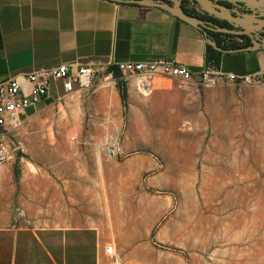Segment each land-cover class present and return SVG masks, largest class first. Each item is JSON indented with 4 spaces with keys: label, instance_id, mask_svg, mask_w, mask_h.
<instances>
[{
    "label": "rangeland",
    "instance_id": "obj_1",
    "mask_svg": "<svg viewBox=\"0 0 264 264\" xmlns=\"http://www.w3.org/2000/svg\"><path fill=\"white\" fill-rule=\"evenodd\" d=\"M117 83L99 74L88 91L103 93L71 111L29 110L0 186L83 178L84 203L137 264H264V85L166 79L122 100Z\"/></svg>",
    "mask_w": 264,
    "mask_h": 264
},
{
    "label": "crops",
    "instance_id": "obj_2",
    "mask_svg": "<svg viewBox=\"0 0 264 264\" xmlns=\"http://www.w3.org/2000/svg\"><path fill=\"white\" fill-rule=\"evenodd\" d=\"M185 11L204 20L216 18ZM206 43L203 32L159 6L127 0H0V82L64 62L98 66L157 57L197 73L206 65ZM218 69L264 75V49L222 53ZM99 74L106 75L104 70ZM103 85L62 96L60 85L51 83V95L40 108L71 111L66 100L100 95ZM167 86L168 81L162 89ZM74 182L79 186H38L37 191L0 186V264H104L107 245L126 248L127 240L112 235L99 213L84 203L91 194L83 196V178ZM130 246L119 259L140 261L135 243Z\"/></svg>",
    "mask_w": 264,
    "mask_h": 264
},
{
    "label": "built area",
    "instance_id": "obj_3",
    "mask_svg": "<svg viewBox=\"0 0 264 264\" xmlns=\"http://www.w3.org/2000/svg\"><path fill=\"white\" fill-rule=\"evenodd\" d=\"M182 8L194 14L203 13L200 5L193 0H184ZM257 39V38H255ZM251 38V42H252ZM223 45L242 44L244 39L239 35L221 36ZM105 71L107 77L120 82L127 89L141 96H149L163 81L178 80L181 83L194 84L198 87L227 82L234 85H264L263 74L235 75L222 73L213 65L194 73L175 60L152 58L141 61H117L108 64L82 65L78 62H64L49 68H37L28 72H17L0 82V175L7 168L14 156L22 151V142L17 137L29 110H36L38 105L45 104L50 97L51 83L60 85L62 96L89 90L98 72ZM118 73L115 78L114 72ZM73 139V137H72ZM21 213L20 210H17ZM109 260L104 264H136L119 259L114 245L104 248Z\"/></svg>",
    "mask_w": 264,
    "mask_h": 264
},
{
    "label": "water",
    "instance_id": "obj_4",
    "mask_svg": "<svg viewBox=\"0 0 264 264\" xmlns=\"http://www.w3.org/2000/svg\"><path fill=\"white\" fill-rule=\"evenodd\" d=\"M127 1L165 8L173 16L197 28L204 34L208 30H213L232 35H247L253 39L249 46L231 50H223L215 42L210 39L207 40L209 44L222 53L264 49V38H254L257 32L264 31V0H193L200 5L203 12L226 21L231 28L221 27L209 20L188 14L182 8V0H171L172 5L165 3L163 0Z\"/></svg>",
    "mask_w": 264,
    "mask_h": 264
},
{
    "label": "trees",
    "instance_id": "obj_5",
    "mask_svg": "<svg viewBox=\"0 0 264 264\" xmlns=\"http://www.w3.org/2000/svg\"><path fill=\"white\" fill-rule=\"evenodd\" d=\"M163 1L168 4L169 0H163ZM208 20L217 24L218 26L231 28V26L226 21H222V20L216 19L214 17H209ZM204 35H205L206 41L208 39H210L211 41L215 42V44L219 48H221L223 50L238 49V48H242V47H246V46L250 45L249 39L247 38L246 35H239L240 37H242L244 39V43H242V44L231 43L228 46H225L222 44L221 36H232V34L208 30L207 33ZM221 56H222L221 51L215 49L208 42L206 43V64L207 65H213L214 67L218 68V66L220 64ZM113 76L116 78L118 76V73L115 71ZM117 85L119 88L120 96H121L122 100H124V98H125L124 87L120 82H118Z\"/></svg>",
    "mask_w": 264,
    "mask_h": 264
},
{
    "label": "flooded vegetation",
    "instance_id": "obj_6",
    "mask_svg": "<svg viewBox=\"0 0 264 264\" xmlns=\"http://www.w3.org/2000/svg\"><path fill=\"white\" fill-rule=\"evenodd\" d=\"M183 3V0H182V2H181V4ZM189 14V13H188ZM191 15V14H190ZM247 36V35H246ZM259 37H262V38H264V31H260V32H257L255 35H254V38H258L259 39ZM247 38L249 39V42H250V44H251V38L250 37H248L247 36Z\"/></svg>",
    "mask_w": 264,
    "mask_h": 264
},
{
    "label": "bare ground",
    "instance_id": "obj_7",
    "mask_svg": "<svg viewBox=\"0 0 264 264\" xmlns=\"http://www.w3.org/2000/svg\"><path fill=\"white\" fill-rule=\"evenodd\" d=\"M109 153H113L114 152V149L112 147H109Z\"/></svg>",
    "mask_w": 264,
    "mask_h": 264
}]
</instances>
